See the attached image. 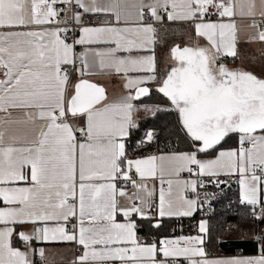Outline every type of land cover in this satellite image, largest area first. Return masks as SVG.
Wrapping results in <instances>:
<instances>
[{
    "label": "snow or ice",
    "instance_id": "1",
    "mask_svg": "<svg viewBox=\"0 0 264 264\" xmlns=\"http://www.w3.org/2000/svg\"><path fill=\"white\" fill-rule=\"evenodd\" d=\"M237 15L253 18L250 41L264 43V0H0V264H33V241L81 246L71 264H264V230L250 237L255 255L221 258L204 247L207 221L201 235H138L143 221L159 229L161 218L193 215L198 200L174 188L196 193L221 176H237L241 201L264 222V77L223 62L237 56ZM165 17L191 22L208 47L176 45V64L158 76L155 23ZM96 69L126 77L128 94L109 101L85 78ZM150 84L177 114L186 151L127 154L133 102ZM13 125L33 135H8Z\"/></svg>",
    "mask_w": 264,
    "mask_h": 264
},
{
    "label": "crops",
    "instance_id": "2",
    "mask_svg": "<svg viewBox=\"0 0 264 264\" xmlns=\"http://www.w3.org/2000/svg\"><path fill=\"white\" fill-rule=\"evenodd\" d=\"M102 19L103 17L95 18L94 20H92V24L98 25L102 21ZM252 19L253 18H248V17L242 18L239 15H237L236 20H237V24L239 28L237 56L236 57H226L229 60V62L226 65L229 68L243 69V70H247V71H250L256 74L257 70L264 69V43H261L259 41H250V37L255 35L258 30L257 28L251 27ZM260 19L261 18L258 16L255 17L257 24ZM155 27L157 28V33H156V43L155 45H153V49H154V54L156 57L158 76H163L165 73L170 71L171 67L174 66L173 64L176 63L171 56V49L175 47L176 45H179L181 48L185 46L208 47L207 41L204 38L196 35L194 31V27L191 22L181 21V20H168L165 17V19L162 22H156ZM173 35H175L174 42L169 47L168 46L166 47L165 44H163L162 38L166 36H173ZM77 50L78 52L83 51L84 48L81 46H77ZM147 54L149 53H139V52L133 53V55L135 56L147 55ZM259 55L262 56L263 58L262 61L258 60ZM73 73H74V76L71 80L75 82L78 80V74L75 72ZM129 75L138 76V75H145V74L144 73H129ZM259 77H264V74H260ZM85 78L91 81H94L100 86H103L106 89V93H107L109 101L119 100L120 98L128 94V89L125 87L126 77H124L122 74H114L108 71H100L99 69H96L94 75H88ZM149 87L152 89L150 94L158 92L156 91L155 87L152 84H150ZM140 100L141 99L133 102L136 106V109L133 113V119L135 121V124H137L139 120L142 119L143 116H146V112H149V109H151V107L148 104L143 103L142 101L140 103L139 102ZM141 111L144 112V115L142 114ZM33 132L34 130L32 126L30 125L29 126L13 125L8 128L7 134L8 135L14 134L17 136L28 135L30 137L31 135H33ZM128 139L129 137L126 138L125 140L126 151L128 148L127 146ZM171 153L164 152V153H159L158 155H166V154H171ZM187 174H188L187 172L182 173L181 179H191L192 178V177H187ZM148 186L149 188L155 189V192H156L155 199L158 202V192H159V187H160L159 180H150L148 182ZM164 187L166 188L167 185L165 184ZM239 192H240V199H241V188H239ZM181 194L186 196L188 199H195L194 194H192L190 190L184 191L183 193H181L178 189L174 188V191H173L174 197H178ZM197 214H198V208H196L192 216H195ZM164 218H174V217H164ZM175 218H181V217H175ZM184 218H188V217H184ZM118 219H120V217H118ZM202 221H207V220L203 218L199 222L201 223ZM207 223H208V231H209L210 224L209 222ZM263 226L264 224L259 225V227L257 228L252 226V228H254L255 231H258L259 228ZM235 227L237 226L236 225L231 226L228 229V232ZM237 228H240V227H237ZM245 228H251V227H245ZM245 228H240V229H245ZM18 231H30V229L20 228L18 229ZM198 234L201 235L200 233ZM196 235L197 234H193L191 236H196ZM250 237L251 236H245L240 239L231 237V239L245 240L246 238H250ZM231 239H227V240H231ZM206 240H207V236H206L205 241ZM17 243H20V245ZM14 245L16 247H20L21 250H25L23 244L15 237H14ZM31 247L36 250L35 254L30 257V259L33 261V264H35L39 260L42 261L41 264H57V263H64V262H72L76 258L77 253L79 256L82 252L81 246L75 244L74 242L45 243V242H40V241H33ZM41 248H43L45 251L44 258H41L39 255V249ZM206 252L208 253L209 258L240 256V254L214 256L207 249H206ZM246 255H253V254H246ZM115 264H119V262H115Z\"/></svg>",
    "mask_w": 264,
    "mask_h": 264
},
{
    "label": "trees",
    "instance_id": "3",
    "mask_svg": "<svg viewBox=\"0 0 264 264\" xmlns=\"http://www.w3.org/2000/svg\"><path fill=\"white\" fill-rule=\"evenodd\" d=\"M94 19L95 18L92 20ZM174 40L175 35L162 38L163 44H165L166 47H169ZM141 101L152 108H156L154 111L155 113L142 117L136 124L137 127L130 130L129 139H143L146 132L154 131V140H156V142L158 141L162 149L161 153L186 151L187 143L185 141L184 132L181 130L178 123L177 114L170 110V102L158 92L141 98L139 102L141 103ZM236 143L237 141L235 139H230L224 147H235ZM171 144H173V148L170 150L168 146ZM237 193L240 199L239 190ZM202 219L199 214L188 218H162L160 220L161 227L159 229L149 227L148 222L143 221L144 227L138 235L145 240L162 239L165 237L172 238L181 235H199L198 226L200 223L199 221ZM206 220L209 222L210 226L207 240L204 245L212 255L256 254L254 242L250 238H246L245 240L226 239V233L233 225L240 228L252 226L257 228L259 225L264 224V222L257 221L253 218L252 206L247 205L241 208L238 213L220 215ZM17 244L20 245V243Z\"/></svg>",
    "mask_w": 264,
    "mask_h": 264
},
{
    "label": "built area",
    "instance_id": "4",
    "mask_svg": "<svg viewBox=\"0 0 264 264\" xmlns=\"http://www.w3.org/2000/svg\"><path fill=\"white\" fill-rule=\"evenodd\" d=\"M59 7H64L60 5ZM163 14V13H162ZM215 19V17H213ZM260 20L258 21V24ZM78 51V50H77ZM223 62L227 64L229 62L228 58L223 57ZM74 73L71 75L72 79ZM144 140L143 144H140V141ZM127 154L130 157H143L151 154L158 155L162 152V149L156 140H153L151 143H148L143 137V139L131 140L127 142ZM168 148L171 150L173 144L169 145ZM187 177H191L187 174ZM206 181L204 187H198L197 192L193 193L195 199L198 200V214L200 218L209 219L214 218L220 215H227L230 213H238L241 208L247 206L243 203L241 199L238 198L237 191L240 188V185L237 182V176H221L220 180L226 181L221 183L219 186H216V182L213 180L208 182L210 178H202ZM78 257V253L77 256ZM42 261L39 260L35 264H41ZM57 264H71V262L57 263Z\"/></svg>",
    "mask_w": 264,
    "mask_h": 264
},
{
    "label": "rangeland",
    "instance_id": "5",
    "mask_svg": "<svg viewBox=\"0 0 264 264\" xmlns=\"http://www.w3.org/2000/svg\"><path fill=\"white\" fill-rule=\"evenodd\" d=\"M172 45V44H171ZM262 56L261 55H259V57H258V60L259 61H262ZM176 64V63H175ZM175 64H173V65H175ZM229 66H231V65H229ZM171 67V66H170ZM169 67V68H170ZM260 74H264V69H260V70H257V73H256V75L257 76H260ZM155 109L156 108H152L151 107V109H149V112H146V115H152L153 113H155L154 111H155ZM142 112V114L144 115V112L143 111H141ZM144 117V116H143ZM152 132H154V131H152ZM262 230H264V226L263 227H260L259 228V230L258 231H255L254 230V228H245V229H240V228H237V227H235V228H233V229H231L229 232H227V236H226V239H231V237H235V238H237V239H240V238H243V237H245V236H252L254 233H259V232H261Z\"/></svg>",
    "mask_w": 264,
    "mask_h": 264
}]
</instances>
